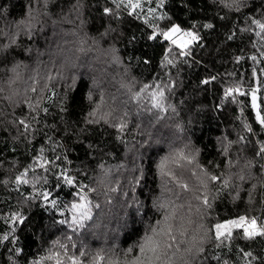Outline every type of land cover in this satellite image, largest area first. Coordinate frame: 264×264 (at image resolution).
<instances>
[{
	"label": "trees",
	"instance_id": "16d2710c",
	"mask_svg": "<svg viewBox=\"0 0 264 264\" xmlns=\"http://www.w3.org/2000/svg\"><path fill=\"white\" fill-rule=\"evenodd\" d=\"M141 5L0 0V264H125L169 225L173 264H264V237L214 228L264 224V0ZM173 24L199 40L164 39ZM74 203L92 218L73 224Z\"/></svg>",
	"mask_w": 264,
	"mask_h": 264
},
{
	"label": "snow or ice",
	"instance_id": "6c2138e0",
	"mask_svg": "<svg viewBox=\"0 0 264 264\" xmlns=\"http://www.w3.org/2000/svg\"><path fill=\"white\" fill-rule=\"evenodd\" d=\"M219 2L224 3L226 7H232L233 5L236 6V10H239V3L242 2V0H232V4H228L226 0H219ZM113 4H116V7L119 8L120 6H125L126 8L131 9L129 14L131 15L133 12H135L136 9L141 8V0H112ZM160 6H163L164 0H159ZM105 14H111L113 12V9L105 7L103 9ZM156 9H149L150 13H155ZM159 19H165V16H160ZM253 24L257 25L261 32H264V23H262L260 20H253ZM207 28L213 27L211 24L205 25ZM177 33L180 34V44L179 46L181 48H186L188 44L192 43L193 41L199 40V36L197 33L188 30V31H182L180 26L177 24H173L170 28H168L166 31H161L160 35L164 37L166 40H170L173 44H177V39H173V36H175ZM257 35H260V33H257ZM150 39L156 38V33L153 32V35L149 37ZM188 38V39H184ZM231 39V37H229ZM264 39V37H262ZM181 55H186L188 53L181 52ZM252 59L255 60V57H252ZM165 60L167 61V55L165 56ZM168 63H171V61H167ZM212 79H215L213 77ZM203 83H208L207 80L203 81ZM145 87H148L145 85ZM239 89H235V91H238ZM35 91V89H33ZM233 89H228L226 91V95H231L233 92ZM258 89H252V108L255 110V118L256 121L259 123V125L264 128V114H262L260 110V105L257 103V96L256 92ZM159 95L160 97H163V91H160L159 93H153V99L155 100L156 96ZM154 106L159 107L160 104L157 102ZM63 110V109H62ZM45 112H47V109H44ZM94 114V113H93ZM21 124L24 125L25 129L27 130L29 128V125L25 124L23 120L20 121ZM123 127V126H121ZM245 127L248 129L249 132L252 131L251 127L249 125H245ZM243 139V138H241ZM42 151V150H41ZM257 156H264V144H262L259 148V151L256 153ZM59 159V157H57ZM45 163H49L48 161H45ZM252 164L251 161L248 162V166L250 167ZM43 167V165H40ZM164 164L161 165V168H164ZM28 169H25V171L20 175L16 177L17 183H29V181L25 178L27 175ZM64 179L68 184H73L74 179L70 176H64ZM212 180H217L218 177L212 176ZM240 179H244L243 176L240 177ZM227 184V182H225ZM184 187H187L186 185ZM91 190V189H90ZM50 193H43L44 199L47 200ZM82 200H86V196L81 197ZM205 205H208L211 207V205L208 204L207 197L204 199ZM52 204L55 205L56 201L53 200ZM97 208L100 207V205H96ZM72 209L74 211H78L80 214L77 217L76 215H73L72 223L78 224L81 223L85 219H91V211L87 206V203L83 204H76L74 203L72 205ZM15 218V216H14ZM22 219V218H21ZM215 228V239L221 240L222 238L231 239L233 234V229H242L243 230V236L245 239H254L256 237H264V224H258L256 217H247V216H240L237 219L227 220L223 223H217L214 225ZM153 235L145 237V240L143 243L139 245V251L142 254L141 256L135 257L131 261H126L125 264H173V260L168 256L169 249L172 248V243L170 241H175L176 237L171 235V226L169 225L167 228H161L159 231L156 229H153ZM3 239L7 240L8 236L5 235ZM203 240V237H201V241ZM177 250H179L177 248ZM17 252L20 250L17 249ZM129 252L132 251V249L128 250ZM188 253H191L193 251V248L189 247L186 249ZM197 252H203L204 249L202 247L196 248ZM83 255V253H81ZM244 256H251V253L245 252ZM95 260L97 264H99L100 261L104 260V257L97 254L95 257ZM73 264H79L78 261L73 260ZM109 264H120L119 261H111L109 260ZM187 264V262H185Z\"/></svg>",
	"mask_w": 264,
	"mask_h": 264
},
{
	"label": "rangeland",
	"instance_id": "374dc122",
	"mask_svg": "<svg viewBox=\"0 0 264 264\" xmlns=\"http://www.w3.org/2000/svg\"><path fill=\"white\" fill-rule=\"evenodd\" d=\"M173 39H177L178 43L176 45L179 46V44H180V34L177 33L175 36H173ZM184 39H188V38H184Z\"/></svg>",
	"mask_w": 264,
	"mask_h": 264
},
{
	"label": "water",
	"instance_id": "95a60500",
	"mask_svg": "<svg viewBox=\"0 0 264 264\" xmlns=\"http://www.w3.org/2000/svg\"><path fill=\"white\" fill-rule=\"evenodd\" d=\"M256 96H257V103L259 104V95L256 94ZM251 97H252V96H251ZM251 101H252V99H251Z\"/></svg>",
	"mask_w": 264,
	"mask_h": 264
}]
</instances>
